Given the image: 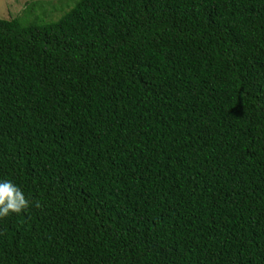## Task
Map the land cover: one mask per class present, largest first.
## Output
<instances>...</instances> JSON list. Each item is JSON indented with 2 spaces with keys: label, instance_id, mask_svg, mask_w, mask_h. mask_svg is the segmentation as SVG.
Instances as JSON below:
<instances>
[{
  "label": "trees",
  "instance_id": "1",
  "mask_svg": "<svg viewBox=\"0 0 264 264\" xmlns=\"http://www.w3.org/2000/svg\"><path fill=\"white\" fill-rule=\"evenodd\" d=\"M0 18V264H264V0H79Z\"/></svg>",
  "mask_w": 264,
  "mask_h": 264
},
{
  "label": "rangeland",
  "instance_id": "2",
  "mask_svg": "<svg viewBox=\"0 0 264 264\" xmlns=\"http://www.w3.org/2000/svg\"><path fill=\"white\" fill-rule=\"evenodd\" d=\"M79 0H0V18L21 16L24 23L57 21Z\"/></svg>",
  "mask_w": 264,
  "mask_h": 264
},
{
  "label": "clouds",
  "instance_id": "3",
  "mask_svg": "<svg viewBox=\"0 0 264 264\" xmlns=\"http://www.w3.org/2000/svg\"><path fill=\"white\" fill-rule=\"evenodd\" d=\"M30 205L23 190L10 180H0V218L21 213Z\"/></svg>",
  "mask_w": 264,
  "mask_h": 264
}]
</instances>
